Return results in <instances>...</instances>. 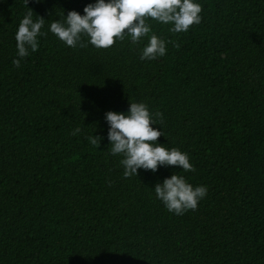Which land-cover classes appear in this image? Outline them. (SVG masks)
I'll use <instances>...</instances> for the list:
<instances>
[{
  "label": "trees",
  "instance_id": "obj_1",
  "mask_svg": "<svg viewBox=\"0 0 264 264\" xmlns=\"http://www.w3.org/2000/svg\"><path fill=\"white\" fill-rule=\"evenodd\" d=\"M194 2L201 22L186 32L149 20L136 44L97 49L49 31L96 0H0V264H264V0ZM29 9L44 35L17 68ZM152 34L166 54L141 60ZM133 102L194 172L123 176L105 113ZM173 174L206 187L195 210L156 197Z\"/></svg>",
  "mask_w": 264,
  "mask_h": 264
},
{
  "label": "clouds",
  "instance_id": "obj_2",
  "mask_svg": "<svg viewBox=\"0 0 264 264\" xmlns=\"http://www.w3.org/2000/svg\"><path fill=\"white\" fill-rule=\"evenodd\" d=\"M27 0H25V6ZM202 7L194 0H96L95 4L84 7V15L69 11L63 22L53 21L49 31L66 46L75 48L91 44L97 49L112 47L117 40L124 41L128 36L132 44L151 32L149 20L162 24L173 25L172 33L186 32L194 24L201 22ZM45 20L37 17L33 21V12L29 9L20 21L15 33L17 59L12 61L17 68L21 60L37 51V37ZM82 37L87 38V44ZM179 47L178 44L174 45ZM166 54L165 41L157 35L149 37L148 44L143 48L141 60H153ZM157 118L162 114L157 112ZM109 125L107 138L111 145L113 156L122 155L120 163L124 167L125 178L137 176L138 169L157 171L160 166H178L185 172H194L195 168L187 154L176 148L168 149L157 144V139L163 135L152 127L155 124L152 114L144 103H129L127 114L109 111L105 113ZM162 123V119H160ZM80 128L73 131V135ZM89 142L98 147L101 137L90 136ZM156 197L161 200L166 209L176 215H182L187 210H195L200 199L207 193L205 186L193 187L184 177L173 174L164 179L163 183L154 187Z\"/></svg>",
  "mask_w": 264,
  "mask_h": 264
}]
</instances>
